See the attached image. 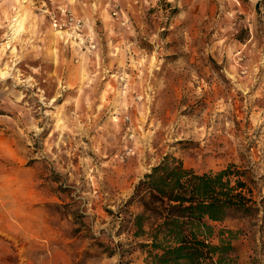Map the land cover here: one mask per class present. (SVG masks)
Masks as SVG:
<instances>
[{
    "label": "rangeland",
    "instance_id": "1",
    "mask_svg": "<svg viewBox=\"0 0 264 264\" xmlns=\"http://www.w3.org/2000/svg\"><path fill=\"white\" fill-rule=\"evenodd\" d=\"M166 155L264 197V0H0V264H146L109 252ZM263 216L217 225L238 264H264Z\"/></svg>",
    "mask_w": 264,
    "mask_h": 264
},
{
    "label": "trees",
    "instance_id": "2",
    "mask_svg": "<svg viewBox=\"0 0 264 264\" xmlns=\"http://www.w3.org/2000/svg\"><path fill=\"white\" fill-rule=\"evenodd\" d=\"M134 202L141 212L122 225L131 241L109 252L120 254L122 262L141 250L146 264H238L234 242L239 232L217 225L264 212V197L250 168L231 164L199 173L171 155L145 174L120 213Z\"/></svg>",
    "mask_w": 264,
    "mask_h": 264
},
{
    "label": "built area",
    "instance_id": "3",
    "mask_svg": "<svg viewBox=\"0 0 264 264\" xmlns=\"http://www.w3.org/2000/svg\"><path fill=\"white\" fill-rule=\"evenodd\" d=\"M61 13L65 15V19L64 21L63 20H58V22H60V24L63 22V24H61V26H67L68 24L69 25H72L74 24L77 27L80 26V21H77L76 18L70 13V11H68L66 8H62L61 9ZM115 15H117V13H115ZM54 20L56 21V19L54 18ZM67 21V22H65ZM57 22V23H58Z\"/></svg>",
    "mask_w": 264,
    "mask_h": 264
},
{
    "label": "bare ground",
    "instance_id": "4",
    "mask_svg": "<svg viewBox=\"0 0 264 264\" xmlns=\"http://www.w3.org/2000/svg\"><path fill=\"white\" fill-rule=\"evenodd\" d=\"M17 25V24H16ZM16 25H14L16 27ZM20 30V25L18 24L15 31L18 32Z\"/></svg>",
    "mask_w": 264,
    "mask_h": 264
}]
</instances>
